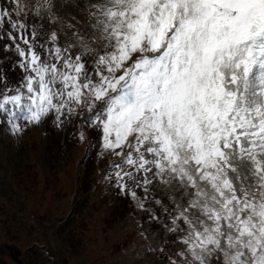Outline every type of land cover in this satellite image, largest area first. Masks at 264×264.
Listing matches in <instances>:
<instances>
[{
  "label": "snow or ice",
  "instance_id": "obj_1",
  "mask_svg": "<svg viewBox=\"0 0 264 264\" xmlns=\"http://www.w3.org/2000/svg\"><path fill=\"white\" fill-rule=\"evenodd\" d=\"M10 2L19 16V0ZM74 3L89 23L63 48L53 31L46 56L26 21L0 7L24 72L19 87L0 89L13 134L22 131L18 119L34 124L54 112L59 127L65 110L83 109L102 148L120 158L111 166L121 192L141 209L136 188L159 183L179 198L164 211L185 251L169 264H264V0ZM58 10L43 0L35 14L59 22ZM77 44L83 52L74 55Z\"/></svg>",
  "mask_w": 264,
  "mask_h": 264
},
{
  "label": "rangeland",
  "instance_id": "obj_2",
  "mask_svg": "<svg viewBox=\"0 0 264 264\" xmlns=\"http://www.w3.org/2000/svg\"><path fill=\"white\" fill-rule=\"evenodd\" d=\"M30 3L36 46L45 45L39 49L42 56L50 46L49 24L63 48L72 32L89 23L74 0H56L59 22L45 12L35 14L43 0ZM69 23L76 28L69 29ZM80 35L88 33L81 30ZM72 52L83 49L77 44ZM86 58L91 71V54ZM20 59L14 42L5 34L0 36V89L4 84L15 89L23 83L24 72L17 66ZM87 115L81 109L76 114L65 110L59 127L54 112L34 124L18 119L22 131L13 134L11 123L0 113V264H169V259L178 258L176 253L185 251L179 243L184 233L168 231L173 225L164 211L165 206L175 211L179 198L174 200L172 191L159 183L147 193L136 188L145 204L141 209L137 200L121 192L111 166L120 158L102 148V133L88 126ZM89 143L92 146L85 154ZM122 168L132 170L127 164ZM127 183L134 187L132 181ZM153 215L158 219L153 220Z\"/></svg>",
  "mask_w": 264,
  "mask_h": 264
},
{
  "label": "trees",
  "instance_id": "obj_3",
  "mask_svg": "<svg viewBox=\"0 0 264 264\" xmlns=\"http://www.w3.org/2000/svg\"><path fill=\"white\" fill-rule=\"evenodd\" d=\"M168 255V254H167Z\"/></svg>",
  "mask_w": 264,
  "mask_h": 264
}]
</instances>
